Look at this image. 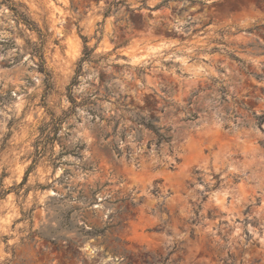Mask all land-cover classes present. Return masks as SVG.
<instances>
[{"label": "rangeland", "instance_id": "374dc122", "mask_svg": "<svg viewBox=\"0 0 264 264\" xmlns=\"http://www.w3.org/2000/svg\"><path fill=\"white\" fill-rule=\"evenodd\" d=\"M0 264H264V0H0Z\"/></svg>", "mask_w": 264, "mask_h": 264}, {"label": "trees", "instance_id": "16d2710c", "mask_svg": "<svg viewBox=\"0 0 264 264\" xmlns=\"http://www.w3.org/2000/svg\"><path fill=\"white\" fill-rule=\"evenodd\" d=\"M148 127L154 131V133L158 136V143L160 144L162 141H168L170 137L166 133H161L160 128H158L153 122L148 124Z\"/></svg>", "mask_w": 264, "mask_h": 264}]
</instances>
